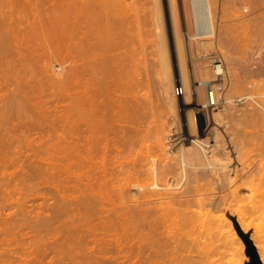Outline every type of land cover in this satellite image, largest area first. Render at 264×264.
I'll list each match as a JSON object with an SVG mask.
<instances>
[{
	"label": "bare ground",
	"instance_id": "bare-ground-1",
	"mask_svg": "<svg viewBox=\"0 0 264 264\" xmlns=\"http://www.w3.org/2000/svg\"><path fill=\"white\" fill-rule=\"evenodd\" d=\"M108 1L85 0L78 6V13L76 16L77 54L73 65L74 73L72 74L75 82V101L73 100L74 112L73 114L72 112L71 114L68 113L69 117L67 113H63V116L60 115V119L58 117L57 121L60 123L58 128L62 125L60 129L57 128L58 124L55 125V121H53L54 119L56 120V116V118H51L53 121L51 122L52 125L49 124L50 120L48 119L49 123L47 122L48 124L46 125H50L51 127L54 125L57 129L54 130L55 128L53 127L54 129L51 128L53 131L43 132L45 135L41 134L44 140V142L42 140L41 143L44 145L41 146L43 148L46 146V151L42 148V157L45 156L44 153L46 152V158L44 157L45 162H41L43 182L45 183V188L47 187L52 192L51 194L48 193L49 190L46 188L45 191L48 193L46 194L50 197L45 195L48 197L47 201H52L53 199L52 206L54 208L53 209L50 205V201L49 208H52L51 213H48L46 210L45 214H52V210L61 213H57L58 215L53 213L57 216L55 217L54 215L51 217L53 220L50 218V215V219L45 215L47 221L44 222L47 223L44 225L45 227L49 226L45 229L48 233H46V235L48 236L51 231H54V229L50 230V228H53L52 226H55V231L52 232L53 234L51 233L52 235L48 236L50 238L44 237V239H46L43 240V242L45 241V244L43 243L44 248L42 247V249H44L43 257L46 258V262H50L51 264L58 261L56 258H60V261L56 264H59V262L61 264L62 257L69 260L66 263L63 262V264H125L126 259L123 257H126L127 254L125 255L123 253L125 252V247L129 245L126 242H129V239H133V236H131V234L133 235V231H130L133 230L132 227H136V230L134 229V234H137L139 238L137 235H134V237L137 242L142 236L141 240H144V242L146 241L144 244H146V250L150 253H157L162 247L167 249L169 245L171 246V251L173 244L175 242L177 244L179 241L180 243L182 241L181 246L186 248L185 236L189 234L187 237L188 239L192 233L190 232L192 228L202 227L201 229L208 233L202 235L201 232V235L191 239L195 242L194 245L192 244V248L193 246L197 247V250H199L197 252H199V254L204 252V249H202L199 244H203L204 246H208L209 244L216 245L218 243L217 240L219 241L223 238L226 246L231 250V253H229L230 251L227 252L228 249H226L227 255H232L236 259V264H247L246 257L249 253V247L246 238L235 235L237 234L235 230L237 224L240 226H249V223H246L245 216L241 213L242 211L239 208L244 207V209H246L248 207L253 208V206L258 208L261 206L259 208L260 210L264 207V203L259 204L261 200H263L262 198H264V193L260 196L259 193L261 191L258 192L260 188L258 189L257 187L260 182L258 183V181H256L258 186L254 184V177L257 176L253 175V169H249L250 171L248 172H241V170L238 169L240 168L237 165L238 163L236 164L238 168L233 164L231 165V151L234 150L233 147L238 151L239 156L241 153L240 150L237 149V143L234 142L233 134L229 132L230 136H228L232 141L228 145L231 147L233 146L232 149H229L230 147L223 141L224 135L220 133L219 130H215L216 132L213 131L215 134V141L210 143L208 138H206L207 135L203 138L200 137L201 133H198L199 131L196 132L197 128L194 124L193 111L197 110L198 113L202 115L204 111L208 112L207 108L212 106V103L220 104V102L223 101L233 105L236 104L237 101L246 99L254 102L253 104L259 103V105H255V107L252 106L255 108V111L251 106L249 108L252 110H250L247 105L246 108L249 110L247 109L246 112L248 111L253 118L255 117L254 120L251 119V121H255L258 117V122L260 121V123L263 124L262 128H264V98L262 95L263 99L259 100L261 97L259 95L260 97L259 99L257 98V102L255 91L252 92L254 94L247 92V95H232V89L236 88L237 84H232L231 87H227L230 68L227 65L226 60H228V56L226 53H222L224 54L222 58L225 62L223 76L218 75L215 66L216 55L205 54L204 56H200L199 58H204V62L193 67V70L190 69L187 63L186 45L188 44H186V41L190 40V38L194 39L201 34H214L213 22L215 20L213 18L214 15H216V7L219 0H187L191 5L194 32L183 31V35L179 29L181 26L179 25L178 27L177 24V21L180 19L176 21V14L178 11L175 13V6L178 2H175L176 0H169L179 72H174L171 69V59L167 48L165 31L162 25V15L160 13V1L155 0L154 2L157 8V13H155L157 20L156 33L159 51L158 63L161 69V72H159V68L157 70L159 73L156 72L160 76L161 86L163 85L164 87L163 93L161 91L163 94L162 97L166 104L165 107H169L170 109L168 110L175 114L178 104L176 85H181L184 92H186L185 101L182 104L185 106L192 104L196 105V109L195 106L194 109L190 108L191 110L188 108V111L186 110L187 115L185 114L188 116L189 137H186V133L182 132H177L170 136L168 135V131L165 132L166 128L164 129V127L166 125H164V121L162 120L166 117L165 114H159V110L163 112L165 108H163V110H157L158 107L161 108L162 105L160 104V106L154 103L158 97L156 98V96L153 95L155 90L151 93V83L153 82H151L150 76H152L151 74L153 72L150 74L148 71L150 69H148V65L150 64L147 65V57L145 56L146 61L144 62V56H141L142 49L140 50L135 42H133L132 48L129 47L131 48L129 50H125V45L124 49L121 47V41L125 39L121 40L122 37L120 39L117 35L121 33L117 32L119 31L117 26V31L114 29L112 30L111 26L114 25L110 24V22H114L115 25L117 24L115 22L116 19L108 16L110 15L108 9H110L109 7L111 6L109 5L111 1ZM184 3L185 1L183 4ZM110 17L112 21H109V19L111 20ZM132 31L134 32V30ZM134 34L131 33V37L132 35L134 36ZM137 35V41L139 40L141 44H143L141 35L139 33H137ZM122 36H124L123 33ZM131 37L129 43L133 39H131ZM126 40L128 39L126 38ZM132 41L136 40L133 39ZM126 43L125 41V44ZM129 43L128 45L126 44L127 49L132 42ZM204 44L205 41L197 39L195 43L197 50H194L196 51V55L198 53L197 51H199ZM2 52L1 50V53ZM198 54L200 55V53ZM55 78L58 77L55 76ZM218 81H221V88L218 87ZM253 84L252 89L255 87V85L253 87ZM200 85L207 91V97L205 98L203 97L204 95H202L204 93L200 94L201 89L199 87H202ZM256 85H258V83ZM210 88H213V101L208 97ZM252 89L251 91H253ZM235 90L236 89H234V91ZM263 92L264 91H262L261 94ZM196 93L199 94V96L196 97ZM152 95L154 99L156 98L155 100L152 99ZM201 95V99L204 98L205 100L202 101L200 99ZM158 99L163 100L161 96ZM158 99L157 101H159ZM196 99H198V103H196ZM262 101L263 103L261 104L260 102ZM243 102L245 103L246 101ZM155 104H157V107ZM246 104L247 103L243 105ZM257 106H259L258 108H260V111L258 108L256 109ZM216 108L218 107L214 109ZM210 109L212 108L210 107ZM168 110L166 109L167 112ZM166 111L164 112L167 113ZM218 111H215L217 113L211 111L214 114V116H212L215 117L214 121H219L224 117L222 112L219 111V113ZM60 120L62 121L60 122ZM258 122H256V125ZM168 125L170 124L168 123ZM48 126V130H50ZM47 128L45 127L44 130H47ZM177 128H175L174 131H176ZM168 130L169 132L171 131V129ZM263 130V135L261 134L262 137H264ZM221 135H223V137H221ZM169 138L171 141H167ZM185 139L186 141L190 140L191 146H186ZM172 143L173 145L174 143L181 144L176 153H173L175 155H171L170 153L169 147L171 146H169V144ZM239 160L242 163L246 162L245 160L244 162L241 161V159ZM243 168L242 170H245V167ZM36 169H39V166H37ZM262 169L263 168H260V172L258 169V172L262 173ZM38 172L40 171L38 170ZM258 172L255 170L256 174ZM253 186L255 188H253ZM253 189H255L258 194ZM246 190H250V192L253 191V194L251 193L252 197L250 192L248 194ZM254 192L261 197V199H259V196L255 195V202L254 200L251 201L255 194ZM245 200H247L245 202L247 206L244 203ZM54 201L55 204L60 201V205H55ZM248 201L254 203L252 204L253 206H251V203L249 204ZM256 201L259 205L255 206L257 203ZM241 202L245 204V206L242 204L241 206ZM237 205H239V207H237ZM224 210L227 212L235 210L240 213L241 216L237 215V219H233L232 217L219 219L222 215L216 213ZM247 211L250 210L247 209ZM251 212H253L252 209ZM61 215H63L65 219L68 217L70 220H66L67 223H63L65 219L62 217V221ZM51 220H55L56 225L53 222L52 224L54 225L50 227L48 221L51 223ZM61 222L62 224L60 225ZM64 224L66 225L64 226ZM57 226L58 229H64L65 227L63 230L65 233H59L60 231L62 232V230L57 231ZM59 226L64 227L59 228ZM118 228H121V230ZM128 228L130 230H128ZM211 228L213 232L212 230L210 231ZM116 229L118 230L116 231ZM122 229L124 230L123 238L128 239L127 241L122 238V232L119 234L115 233L122 231ZM145 230L148 231L146 232ZM177 231V234L180 235H178L179 237L176 236ZM110 232L113 234L112 238L109 237L111 236ZM58 233L60 235H58ZM172 233L174 235L176 234L175 237L177 241L175 238L170 237V240L168 239L170 242L172 239L175 241L172 240L174 242L172 244V242L169 243L167 240V247L165 245L166 241H161L165 240V234V236L168 237L169 235L167 236V234L172 235ZM245 233L250 235L251 241H254L264 263V244L261 243V237L255 236V234L252 235L248 230ZM117 234L121 236V240L123 239V244L120 242L121 240ZM56 235H58V237L53 238ZM152 235L154 236L153 239ZM60 236H63L66 240L63 237H61L63 240L60 239ZM149 236L151 237L150 242H148ZM117 237L120 243H111V241L117 240ZM203 237H205L206 240H202ZM255 237L256 240L254 239ZM214 238L216 241H213ZM47 239L49 240L46 242ZM134 240L135 239L129 243L131 244L132 242V244H134ZM137 242H135V244H138ZM139 243V247H141V245L144 247L143 241ZM180 243L177 244L179 247H177L176 244L173 246L174 252L176 251L175 248H177V251L182 249ZM112 244H115L116 247L113 248ZM132 244L130 245L131 248L135 246V244ZM142 247L140 250L143 249ZM127 249L128 253L132 250L129 248ZM133 250L130 252L131 254ZM191 250L193 252V249ZM130 253L127 255L129 258L132 256ZM241 254L246 256L241 258ZM48 258H50L49 261Z\"/></svg>",
	"mask_w": 264,
	"mask_h": 264
},
{
	"label": "rangeland",
	"instance_id": "rangeland-1",
	"mask_svg": "<svg viewBox=\"0 0 264 264\" xmlns=\"http://www.w3.org/2000/svg\"><path fill=\"white\" fill-rule=\"evenodd\" d=\"M82 1L85 0H0V49L3 51L1 53L0 50V264H51L50 262H46V258L43 257L44 249H42V247L44 248L45 244V241L43 242V240H45L49 235L53 234L52 232L55 231V226H52L53 228H50V230L54 229V231H51L47 236V231L45 229L49 226L45 227L44 224H46L47 222L44 221H47L46 216H48L47 218L50 219L55 214L61 213L57 212L56 210V212L52 210V214H48L49 212L51 213V209L53 208V199L50 198L52 199V201H47L48 197H50L47 194H51L52 192L47 187V190H49L48 193L45 191V183L43 182L44 180L43 171L41 169V162H45L46 152L44 153L45 156L42 157V151H46V146L44 148L42 147L44 144H41L43 140L41 134H44L43 132L46 133V131H53L51 130V128H55L54 130H56L60 124L58 123L59 121H57L58 117L59 119L61 118L60 115L63 116V113H67L69 117L68 113L71 114L72 112L73 114L74 112L73 100L75 101V82L73 79L74 76L72 74L74 73L73 65L76 59L75 56L77 54L76 16L78 13V6ZM110 1L111 3H109V5L111 6L109 7L110 9H108L110 15L108 16L116 19L115 22L117 24L115 25L114 22H110V24L114 25L111 26L112 30L114 29L117 31V26L119 28V31L117 32H121L117 35L120 39L122 37L121 40L125 39L121 41V47H123L124 49L125 45V50H129L132 48L133 42H135L136 46L138 45L140 50L142 49L141 56H144H142L144 58V62L147 60V65H151H148V69L150 68L148 71L150 72V74L152 72L154 73H152V76H150L151 82H153L151 83V93H153V90H155L153 95L156 96V98H160L161 96V98L163 99L162 93L164 87L163 85L161 86L162 83L160 82V76L158 74L159 72H161V69L159 68L160 64L158 63L159 51L157 45L158 38L156 33L157 20L155 16V13H157V8L155 7V0H109L108 2ZM159 1L161 6L160 13L162 15V25L165 31L167 48L171 59V69L174 72H179V63L175 46V37L169 0ZM184 1L185 6L183 4ZM175 2H178L177 4L175 3L177 6H175V13L178 11V13L176 14V21L180 19L177 21L178 27L179 25L181 26V28H179L181 30L180 32L182 33V35L183 31L191 33L194 32V22L192 19L193 16L191 14L192 10L190 3L187 0H176ZM187 2L189 3L188 8ZM112 18L111 20L109 19V21H112ZM213 19L215 20L213 22L215 35L213 33L201 34L194 38L195 41L193 38H190V40L186 41V44H188L186 45L188 66L191 70H193V67H196L199 63L204 62V58H199L202 55L204 56L205 54H212L217 56L224 55L226 53V55L228 56V60H226L227 65L230 68V76L228 79L227 87H231L232 84H237V87L235 85L236 88H234L236 90L234 91V89H232V95H247V92H250V94H256V96L254 95L256 97V100L257 98L259 99L260 96L261 97L259 100H262L264 98V92L261 94V92L264 91V0H219L217 2L216 15H214ZM132 30H134V32ZM130 32L133 34L135 33L136 35L134 34V36L132 35L131 37ZM122 33L124 34V36H122ZM137 33L141 35L144 45L141 44L139 40L137 41ZM130 37L131 39H135L137 42L132 41V39L130 41V43H132L128 46L127 49L126 44L128 45ZM126 38L128 40H126ZM197 39L205 41V44L200 48L199 51H197L198 53H200V55L198 53L196 55V51H194L197 50V47L195 46ZM125 41L127 42L126 44ZM138 42L140 43L137 44ZM189 45L191 48L189 47ZM145 56L147 57V59ZM52 68L55 70H53ZM158 68L159 72L157 71ZM151 69H153L154 71ZM54 72L57 74H55ZM55 76L58 78H55ZM255 83H258V85H256ZM252 84L253 87L255 85L253 89ZM202 87H199L201 89L200 94L204 93L202 95H204L203 97L205 98L207 97V91L206 89H204V87ZM251 89L253 91H251ZM153 95L152 99L155 100L156 98L154 99ZM202 95L200 96V99L202 98ZM177 96L178 104L175 114H173L172 111L168 110L170 109L169 107H165L166 104L164 103V99L161 100L157 98L159 101H157L156 99L154 103L162 105V107H158L157 110H163V108H165L163 112L159 110V114H165L166 118H164L162 121H164V125H166L164 129L166 128L167 130L165 129V132L168 131L169 136L177 132H182L186 133V137H189L188 116H186V110L188 108L194 109V106L196 109V105L192 104L185 106L182 104L185 101L186 92H183L182 94ZM197 96H199V94L196 93V97ZM204 98L201 100H205ZM243 101H246L245 103L247 104L243 105L245 104ZM247 101L248 100L246 99H242L241 101H237L236 104L233 105L222 101L217 106H209V108H207L208 112L204 111L202 115L199 114L197 110H192L194 114V124L197 128L196 132L199 131L198 133H201L200 137L205 138V136L207 135L206 138H208L210 143H213L215 141V130H219V132L224 135V137L223 135H221V137H223L224 139L227 138L226 140L228 141V143L223 139V141L226 142L227 145L232 142L230 140V137L228 138V136H230L229 132L233 134L234 142L237 143V149L240 150L241 153L239 156L238 151L235 150V148L232 146L234 150L231 151V165L233 164L234 166H236V164L238 163L237 165L240 168H238L237 166L236 167L241 170V172H248L253 169V175H256L258 177H254V184L257 183L256 181H258V183L260 182V184H258L259 186L257 184L256 185L258 186V189L260 188L258 192L261 191L259 194L260 196H262V193H264V167H262L264 166L262 165L264 164L262 163L264 162V137H262V130L264 128H262L263 124H261L260 121L258 122V117L256 118L257 121L255 119V121L258 122L257 126L256 122L253 121L255 117L253 118L248 111V113L246 112V110L250 106L251 108H253L255 107V105H259V103H257L258 100L257 102L255 101L257 104H253L254 102ZM198 102V99H196V103ZM260 103L262 104L263 101ZM157 104H155L156 107ZM246 106L248 108H246ZM210 107L212 109H210ZM213 107L218 108L214 109ZM258 107L259 106H257L256 109ZM166 109L169 113L166 111ZM218 109L224 116L221 119L222 121H217L216 119V121H214L215 117H213V112L218 111ZM254 109L255 108H253V110ZM259 109L260 108H258V110ZM164 111H166L167 113H165ZM177 116L179 117V119ZM54 117L56 118V120L54 119L53 121H55V125L58 124L57 128L54 127V125V128L50 125H46L49 123V120V124L52 125L51 122H53L52 119ZM251 119L253 120L251 121ZM62 120H60V122ZM168 123L170 125H168ZM47 126L50 127V130H48ZM45 127L47 128V130H44ZM177 127H179L180 129ZM60 128H62V125ZM175 128H177L176 131H174ZM168 129H171V131L169 132ZM169 139L167 141H171V139ZM185 144L186 146H191L190 140L186 141L185 139ZM180 145L181 144L175 143L174 145L173 143L169 144V146H171L169 147L171 155H175L173 153H176ZM229 147V149H232L231 146ZM236 151L238 153V156ZM236 156L237 158H239L237 159ZM239 159H241V161L243 162L245 160L246 162L244 163L246 164L240 162ZM241 164L244 165L242 166ZM37 166H39V169H36ZM243 167H245V170H242ZM257 168L259 169V172L260 168H263L261 170L262 173H259ZM38 170L42 173L38 172ZM255 170H257L259 174H256ZM253 188L255 187L253 186ZM246 191L249 194L250 190ZM252 192H250V195ZM255 192L257 193L256 190ZM256 193L253 195V199H251V201H253L254 196L258 194ZM260 196L258 197L259 199H261ZM262 199L263 200H261L259 204L264 203V198ZM247 200H245L244 203ZM58 203L55 205L59 206L60 203ZM250 203L251 206H253L252 204L254 203L249 202V204ZM49 204L52 206V208H49ZM241 204L242 202L240 203V205ZM245 204L242 205L245 206ZM259 204L257 202L255 206ZM237 207H239V205H237ZM260 207L261 206L255 208L253 206V208L255 209H253L252 207H248L246 209H244V207H242L243 209L239 208L242 211L241 213L244 214L246 223H249V226H240L239 224H237L235 229L237 231V234H235L236 236L245 238L244 235H248V237L250 238V235L245 233L248 230L252 235L255 234V236L261 237L262 242H260L264 244V207L259 210ZM247 209L250 211H247ZM251 209L253 212H251ZM46 210L48 212L47 214H45ZM216 214L222 215L221 217H219V219H224L225 217H232L233 219H237V215L241 216L240 213L235 210H232L231 212H227L224 210ZM55 217L57 216L55 215ZM62 217L64 218V216L61 215V219L63 221ZM67 218L68 217H66V219L64 218L65 221L63 223H67L66 220H70L69 218ZM51 219L53 220V218ZM52 220L50 221L51 223H49L48 221L50 227L51 225H56L55 220ZM53 222L54 224H52ZM61 224L62 222L60 223V225ZM65 225L66 224H64V226ZM61 227L59 226V228ZM129 228L128 230H130ZM135 228L132 227L133 230L130 231H133V235L131 234V236H133L132 238L135 239V242H137L136 238L134 237V235H137L134 234ZM201 228H192V231H190L192 233L188 238L190 240L187 239L189 234L185 236V243L187 244V246H190H186L185 248L181 246L182 241L180 243V241L178 240V243H180L182 249L189 248L190 250L179 249L177 251V248L174 247L177 252L173 251V246H175L176 244V242L174 243L173 241L177 239L175 235L178 233V231L175 235L173 233L172 235L167 234V236L169 235V238L166 237L165 234V240L161 239V242L166 241V245L168 244L167 240H170V237L175 238V240H171L172 244L174 243L171 251V246L169 245L168 247V245H166L168 247L167 249L165 247H162V249L157 253H150L148 250H146V244H144L146 241L144 242V240H141L142 236L137 243L140 245L139 242L143 241V246L145 248L141 245L143 249L140 250L141 247H139L138 244H135V242V246H132L133 248L130 247L132 242L131 244L129 242L133 241V239L130 237L132 240L129 239V242L127 241L128 239H124L123 229L122 231H118L115 233L119 234L120 232H122V238L127 241L126 243L129 244L128 246H126L127 248L133 250L135 247L134 250L136 254L134 253V250L132 254L130 253L132 250H129V253L132 255H130V258L127 257L129 253L127 252L128 249L125 247V252L123 253L125 255L127 254V258L123 257L126 259V261L124 260L126 262L125 264H236V259L230 254L227 255L226 249H228L227 252L230 251L229 253H231V250L228 246H226L223 238L222 240H217L218 243L216 245L209 244L208 246H204L203 244H199V246L201 245L200 247L204 249V252H201L202 254H199V252H197L199 251L197 250V247L193 246L192 248V244L194 245L195 242H193V240L191 239L197 237L198 235H201V232L202 235L208 233L207 231H203ZM212 228L210 229V231L212 230L213 232ZM64 229H58V226L56 227L57 231L62 230V232H59L62 234L65 233L63 231ZM118 229L121 230V228ZM118 229H116V231ZM145 231L147 232L148 230ZM59 233L58 235H60ZM58 235L52 237L57 238ZM112 235L113 234L111 233V236L109 237L112 238ZM178 235L179 234H177L176 236ZM45 236L46 238L44 239ZM63 236H60V239H62L61 237ZM118 236L119 238L121 237L120 235ZM137 237L139 238L138 235ZM119 238L117 240H113L115 242L111 241L112 239L110 241L111 243L115 244L116 242L120 243L123 239L121 240L120 238L121 241L119 242ZM153 238L154 236L152 235V239ZM150 239L151 237L149 238L148 242H150ZM254 239L256 240V237ZM48 240L49 239H47L46 242ZM202 240H206L205 237H203ZM214 240L215 238L213 239V241ZM171 242L169 241V243ZM252 243L255 246L254 241H252ZM115 244H112L113 248L116 247ZM177 247H179V245H177ZM255 248L259 254L261 263L264 264L256 246ZM191 249H193V252ZM191 252L193 255H190ZM245 256L246 255L241 254L240 257L243 258ZM62 258L63 259H61V264H63V262L66 263L69 261L66 258L64 259V257ZM246 258L247 264H254L250 250ZM56 259L60 261V258ZM49 260L50 258H48V261ZM56 263L54 262V264Z\"/></svg>",
	"mask_w": 264,
	"mask_h": 264
},
{
	"label": "built area",
	"instance_id": "built-area-1",
	"mask_svg": "<svg viewBox=\"0 0 264 264\" xmlns=\"http://www.w3.org/2000/svg\"><path fill=\"white\" fill-rule=\"evenodd\" d=\"M215 66H216V69L218 71V75L219 76H223L224 75V70H225V62H224V60L222 58V55H217L215 57ZM217 83H218V87L221 88L222 87L221 81H218ZM183 92H184V90H183L182 86L181 85H177L176 86L177 95H180ZM212 93H213V88H210L208 97L210 98V100L213 101V94ZM217 104L218 103H212V106L217 105Z\"/></svg>",
	"mask_w": 264,
	"mask_h": 264
},
{
	"label": "water",
	"instance_id": "water-1",
	"mask_svg": "<svg viewBox=\"0 0 264 264\" xmlns=\"http://www.w3.org/2000/svg\"><path fill=\"white\" fill-rule=\"evenodd\" d=\"M244 236H245L246 241L248 243V247H249L250 253L252 255L254 264H262L261 263V260H260V257H259V254L256 251V248L253 245L252 241L250 240V238L248 237V235H244Z\"/></svg>",
	"mask_w": 264,
	"mask_h": 264
}]
</instances>
